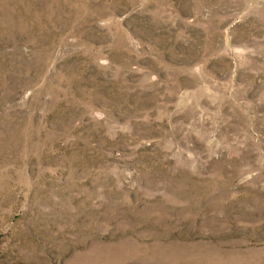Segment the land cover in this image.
Instances as JSON below:
<instances>
[{
  "label": "rangeland",
  "instance_id": "374dc122",
  "mask_svg": "<svg viewBox=\"0 0 264 264\" xmlns=\"http://www.w3.org/2000/svg\"><path fill=\"white\" fill-rule=\"evenodd\" d=\"M0 264H264V0H0Z\"/></svg>",
  "mask_w": 264,
  "mask_h": 264
}]
</instances>
